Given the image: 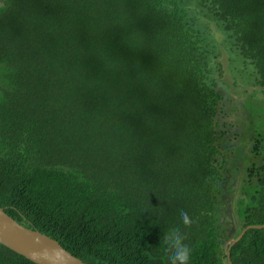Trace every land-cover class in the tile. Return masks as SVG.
I'll return each instance as SVG.
<instances>
[{"label":"trees","instance_id":"obj_1","mask_svg":"<svg viewBox=\"0 0 264 264\" xmlns=\"http://www.w3.org/2000/svg\"><path fill=\"white\" fill-rule=\"evenodd\" d=\"M0 207L84 264H168L171 227L228 264L264 223V0H0ZM229 260L264 264V227Z\"/></svg>","mask_w":264,"mask_h":264},{"label":"water","instance_id":"obj_2","mask_svg":"<svg viewBox=\"0 0 264 264\" xmlns=\"http://www.w3.org/2000/svg\"><path fill=\"white\" fill-rule=\"evenodd\" d=\"M210 29L215 37H221V34L217 32V28L213 22H210ZM217 41H219V39H217ZM218 61L223 71L220 80L227 85L230 93L239 95L242 94L244 89L254 90L261 88L257 85H248L242 89L236 90L227 70L228 61L224 51L221 52ZM263 227L264 223L260 225H248L240 230L238 235L234 237L226 247L225 255L228 264H231L229 260V249L231 245L242 236L244 231L247 228L259 229ZM0 244L35 264H84L80 259L62 248L56 240L39 231L24 227L8 216L1 207Z\"/></svg>","mask_w":264,"mask_h":264},{"label":"clouds","instance_id":"obj_3","mask_svg":"<svg viewBox=\"0 0 264 264\" xmlns=\"http://www.w3.org/2000/svg\"><path fill=\"white\" fill-rule=\"evenodd\" d=\"M220 38V37H219ZM223 74V73H222ZM183 229H191L196 223L187 211H180ZM189 234L179 227H171L161 237L168 264H190L192 246L188 243Z\"/></svg>","mask_w":264,"mask_h":264},{"label":"rangeland","instance_id":"obj_4","mask_svg":"<svg viewBox=\"0 0 264 264\" xmlns=\"http://www.w3.org/2000/svg\"><path fill=\"white\" fill-rule=\"evenodd\" d=\"M248 86V85H246ZM245 87V86H243ZM241 87V89L243 88ZM240 89V88H238ZM225 175V179L222 181V192L220 197L221 201V223L223 226H226V222L229 221L230 223V213L232 210V206L234 202H231V199L235 197V188H236V180L229 174V170L227 169V172ZM227 234L229 235V239L232 238V236L237 231V227L234 226H227Z\"/></svg>","mask_w":264,"mask_h":264}]
</instances>
